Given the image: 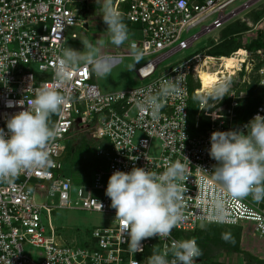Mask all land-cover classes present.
Masks as SVG:
<instances>
[{
    "label": "built area",
    "instance_id": "1",
    "mask_svg": "<svg viewBox=\"0 0 264 264\" xmlns=\"http://www.w3.org/2000/svg\"><path fill=\"white\" fill-rule=\"evenodd\" d=\"M262 1L113 0L129 26V34L139 35L128 51L125 47L117 52V61L133 58L135 45L144 53L134 68L135 77L148 81L101 92L92 82L89 67H81L64 84L55 79V69L61 48L66 47L68 30L88 23V15L93 14L90 5L104 2L0 0V128L7 131L5 117L25 110L35 91L44 85L55 86L68 97L63 111L50 120L56 130L47 149L51 163L25 171L11 184L0 183V264H147L154 249L163 253L173 240L193 238L185 235L203 225L245 228L257 236L264 250V202L257 203L250 196L232 200L219 185L208 183L217 163L208 154L211 134L234 129L246 134L244 125L256 114L264 116V49L247 48L257 39L262 20L252 24L246 17ZM98 10L102 15L101 6ZM237 20L248 29L240 34L241 48L229 56L195 53L160 68L162 62L192 48L202 36L220 32ZM219 42V38H212L206 52ZM226 58H234L235 63L226 68ZM209 67L215 69L209 71ZM204 71L217 77L205 90L200 76ZM177 76L183 87L178 94L165 98V107L156 119L149 110H141L147 92L159 91ZM220 84L227 88L221 101L209 95ZM191 94L197 97L192 126L188 114ZM20 100L23 106L17 103ZM81 139L92 144L90 155L101 162H92L87 183L74 184L62 158L66 143L77 144ZM153 142L157 152L152 154ZM135 157L138 159H131ZM176 160L187 166L184 220L167 239L143 240V251L134 254L105 195L109 177L116 170L129 172L134 166L161 173L166 163ZM73 188L75 197L71 196ZM218 199L223 202L222 222L217 219ZM57 209L99 213L110 219L94 228L81 245H70L58 241L50 222L49 216ZM32 249L36 250L35 257ZM168 259H172L171 253ZM262 261L260 264H264V257ZM197 264L204 263L197 260Z\"/></svg>",
    "mask_w": 264,
    "mask_h": 264
},
{
    "label": "clouds",
    "instance_id": "2",
    "mask_svg": "<svg viewBox=\"0 0 264 264\" xmlns=\"http://www.w3.org/2000/svg\"><path fill=\"white\" fill-rule=\"evenodd\" d=\"M102 20L112 45L120 47L129 40L128 26L113 0H104ZM102 46L103 41L96 46L88 44L86 51L69 46L61 48L55 79L64 84L81 67H89L98 78L109 76L117 58L105 55ZM132 47L134 63L129 65L130 70L144 55L135 45ZM183 83L177 76L159 91L147 92L140 105L141 110H149L152 118L156 119L165 107V98L178 94ZM226 91V86L220 84L209 95L221 101ZM17 103L24 105L21 100ZM67 103L68 97L57 87L44 85L35 91L34 99L28 102L25 110L5 117L7 131L0 128V183L11 184L25 171L44 168L51 163L47 149L56 136V130L50 125V120L53 115L60 114ZM8 106L12 107L13 102L9 101ZM244 128L247 129L246 134L239 129L211 134L208 154L217 163L208 183L219 185L232 200L250 196L260 203L264 202V116L256 114ZM186 176V164L176 160L166 163L161 173L134 166L129 172L116 170L109 177L105 195L110 198L115 217L127 234L132 253L143 251L141 242L145 239L169 238L173 229L183 222L185 193L188 191ZM99 207L102 209L103 205L99 203ZM215 207L217 219L222 222V199L216 201ZM221 238L232 242L230 234L222 233ZM169 253L171 260L168 259ZM202 255L195 238L173 240L163 253L154 249L147 258V264H197V258Z\"/></svg>",
    "mask_w": 264,
    "mask_h": 264
},
{
    "label": "rangeland",
    "instance_id": "3",
    "mask_svg": "<svg viewBox=\"0 0 264 264\" xmlns=\"http://www.w3.org/2000/svg\"><path fill=\"white\" fill-rule=\"evenodd\" d=\"M104 2V0H99V2ZM92 7L91 12L92 15H88V23H83L79 27H73L68 30L67 33V43L66 47L69 46L73 49L79 51H86L87 45H99L101 41H103L102 51L105 55H111L117 58V52L120 49L125 48L128 49V46L132 41H138L139 35L135 32L130 35V40H128L124 45L120 47H116L110 43V38L107 32V26L104 24L102 15L97 11L98 8H102L103 5L95 6L90 5ZM87 10V8H86ZM254 11L249 12L246 17L248 21L252 24L257 23L259 20H262L260 23V27L264 28V0L255 5L253 8ZM260 12V14H259ZM258 14V16H257ZM259 15H261L259 17ZM257 16V17H256ZM245 17V18H246ZM242 26H245L247 30L248 27L242 21H234ZM232 24V23H231ZM230 25V23H229ZM228 25V26H229ZM233 26L232 28H234ZM128 30H130L128 28ZM196 31V30H195ZM194 31V32H195ZM131 33V32H129ZM221 38V32H213L211 34L202 36L198 41L194 43L192 48L185 50L183 52H179L174 54L170 59L165 60L160 64V68L164 69L165 65L178 62L185 58L194 55L195 53L200 54H212V52H206V48H208L212 43V38ZM217 54V53H216ZM134 63L133 58L131 57H122L119 63H116V66L113 68L111 74L105 78H98L96 74L93 72L92 82L95 83L101 90V92H112L116 90H121L129 87H135L140 84L147 82H140L136 79L134 74V69H129V65ZM137 65V64H136ZM215 68L209 67V71H213ZM158 75V72L156 76ZM156 142H153L150 153H156L157 147L155 146ZM92 153V152H90ZM90 153L84 156V160L86 161L84 166V172H81L80 179L85 181L86 178L91 177L92 172V162L95 164L101 162L100 159H93ZM70 170V168H69ZM69 170H66L69 173ZM71 171V170H70ZM75 188L72 189L71 196L75 197ZM37 201L39 197L36 196ZM58 202L57 197H54V203ZM110 216H105L104 214L99 213H90L83 211H74V210H62L57 209L54 210L49 216L51 224L55 227L56 233L59 236L58 241L61 243H66L70 245H81V243L88 239L91 231L101 225L108 223V218ZM110 219V218H109ZM42 221L46 224V216L42 214ZM206 226V227H205ZM207 225H203L201 228L203 230L202 237L205 239V245L202 248L203 253H208L210 262H219L221 264H260L255 262V259L262 261L264 257L263 247L258 239H256V235H253L252 232L248 231L245 228L235 229L233 227H225L220 226L221 228L214 227L211 231ZM216 227V228H215ZM199 228V230L201 229ZM208 228V229H205ZM206 231H209L206 233ZM217 232V233H216ZM222 233L230 234L232 238H238L240 243L241 252H234L233 250L226 249H217L214 245L210 243V240L214 237V235H218L221 237ZM34 257L36 256V250L32 249Z\"/></svg>",
    "mask_w": 264,
    "mask_h": 264
},
{
    "label": "trees",
    "instance_id": "4",
    "mask_svg": "<svg viewBox=\"0 0 264 264\" xmlns=\"http://www.w3.org/2000/svg\"><path fill=\"white\" fill-rule=\"evenodd\" d=\"M260 16L261 15H259V17ZM125 23L127 24V22ZM228 25L223 30L220 31L222 34V37L219 39L220 42L217 45H215L210 51H208V52H212V54H207V55L209 56H229L232 52L241 48L240 34L245 31L246 27L236 22H232V24L230 23V25L229 26ZM233 26L235 27L232 28ZM247 48L253 49V50L254 49H264V28L257 31V39L253 41ZM248 93L249 95L252 93V87L249 89ZM196 111H197V97L191 94L189 106H188L190 126H192L194 123ZM93 148L94 147L92 146V144L86 142L83 139H81L77 144H73L71 141H68L66 143L65 152H64L62 161L65 164V169L69 170L70 168L71 170V171L69 170V173H67L66 170L65 172L67 176L72 180V183L79 184V183H87L89 181V178H86L85 181H82L80 179V175H81V172L82 173L84 172L83 170L86 164L85 163L86 161L83 158L86 154L92 152ZM207 226H209L208 228L211 231H213L212 229L214 227L212 226H215V225H207ZM208 228H205V229H208ZM217 228H221V227L218 226ZM203 230L204 229L201 228L200 230L198 229L191 234H186L185 238H189L192 235L193 238L196 239L198 246L202 249L203 246L205 245V239H206V238L203 239L202 237ZM207 232L209 231H206V233ZM209 240H210V243L214 245L217 249L221 248V249H226V250H233L234 252H237V253L241 252L240 243H239L238 238H232V242H225L220 236L216 234L214 235L213 238L208 239V241ZM208 253H203V255L200 258H197V260L205 264L210 258ZM255 262L262 263L260 260H257V259H255ZM213 264H221V263L216 262Z\"/></svg>",
    "mask_w": 264,
    "mask_h": 264
},
{
    "label": "bare ground",
    "instance_id": "5",
    "mask_svg": "<svg viewBox=\"0 0 264 264\" xmlns=\"http://www.w3.org/2000/svg\"><path fill=\"white\" fill-rule=\"evenodd\" d=\"M226 68L230 67L233 63H235V59L234 58H226L225 60H223ZM201 79L203 81V90H205L207 87L211 86V83L215 82L217 80V77L215 74H212L210 72H201L200 74Z\"/></svg>",
    "mask_w": 264,
    "mask_h": 264
},
{
    "label": "crops",
    "instance_id": "6",
    "mask_svg": "<svg viewBox=\"0 0 264 264\" xmlns=\"http://www.w3.org/2000/svg\"><path fill=\"white\" fill-rule=\"evenodd\" d=\"M120 61H117V63H119Z\"/></svg>",
    "mask_w": 264,
    "mask_h": 264
}]
</instances>
